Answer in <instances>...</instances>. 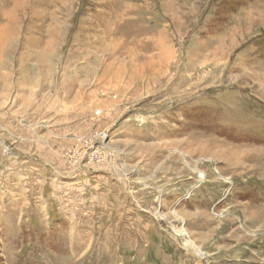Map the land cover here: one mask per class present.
Segmentation results:
<instances>
[{
	"label": "rangeland",
	"instance_id": "rangeland-1",
	"mask_svg": "<svg viewBox=\"0 0 264 264\" xmlns=\"http://www.w3.org/2000/svg\"><path fill=\"white\" fill-rule=\"evenodd\" d=\"M0 264H264V0H0Z\"/></svg>",
	"mask_w": 264,
	"mask_h": 264
},
{
	"label": "bare ground",
	"instance_id": "bare-ground-1",
	"mask_svg": "<svg viewBox=\"0 0 264 264\" xmlns=\"http://www.w3.org/2000/svg\"><path fill=\"white\" fill-rule=\"evenodd\" d=\"M252 19H254V17H252ZM101 141H102V140H101ZM200 177H201V180L204 179V177H203L202 175H201ZM181 236L184 237V235H181ZM185 236H186V234H185ZM185 245H186V246H190V247H192V249L195 250V253L197 252V254L199 255V257H204V254H203L202 252H200V251L198 250V248H196V246L193 245L192 242H190L188 239L185 240Z\"/></svg>",
	"mask_w": 264,
	"mask_h": 264
}]
</instances>
